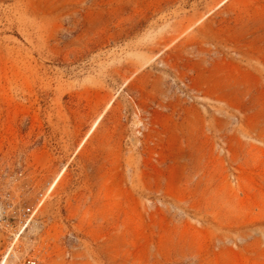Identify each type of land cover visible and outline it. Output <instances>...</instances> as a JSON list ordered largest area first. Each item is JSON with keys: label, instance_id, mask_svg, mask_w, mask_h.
Instances as JSON below:
<instances>
[{"label": "rangeland", "instance_id": "374dc122", "mask_svg": "<svg viewBox=\"0 0 264 264\" xmlns=\"http://www.w3.org/2000/svg\"><path fill=\"white\" fill-rule=\"evenodd\" d=\"M4 195L0 264H264V0H0Z\"/></svg>", "mask_w": 264, "mask_h": 264}, {"label": "built area", "instance_id": "2783aa9c", "mask_svg": "<svg viewBox=\"0 0 264 264\" xmlns=\"http://www.w3.org/2000/svg\"><path fill=\"white\" fill-rule=\"evenodd\" d=\"M40 197L43 194L39 195ZM43 199L38 198L34 204L15 201L9 195L0 197V232L16 240L34 222V214L42 204ZM20 264H40L38 257L27 256Z\"/></svg>", "mask_w": 264, "mask_h": 264}, {"label": "bare ground", "instance_id": "6f19581e", "mask_svg": "<svg viewBox=\"0 0 264 264\" xmlns=\"http://www.w3.org/2000/svg\"><path fill=\"white\" fill-rule=\"evenodd\" d=\"M60 177V175L57 177V179L54 181V185H55V183L57 182V180H58V178ZM53 186V185H52Z\"/></svg>", "mask_w": 264, "mask_h": 264}]
</instances>
